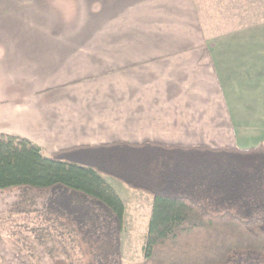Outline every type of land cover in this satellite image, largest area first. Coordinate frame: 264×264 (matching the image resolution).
<instances>
[{
	"label": "crops",
	"instance_id": "crops-1",
	"mask_svg": "<svg viewBox=\"0 0 264 264\" xmlns=\"http://www.w3.org/2000/svg\"><path fill=\"white\" fill-rule=\"evenodd\" d=\"M253 2L0 0V134L47 155L119 141L264 144Z\"/></svg>",
	"mask_w": 264,
	"mask_h": 264
},
{
	"label": "trees",
	"instance_id": "trees-1",
	"mask_svg": "<svg viewBox=\"0 0 264 264\" xmlns=\"http://www.w3.org/2000/svg\"><path fill=\"white\" fill-rule=\"evenodd\" d=\"M106 178L153 198L139 264H264L263 143L119 141L47 155L26 138L0 134V191L41 194L45 220L70 249L86 245L94 264H123L125 206Z\"/></svg>",
	"mask_w": 264,
	"mask_h": 264
},
{
	"label": "rangeland",
	"instance_id": "rangeland-1",
	"mask_svg": "<svg viewBox=\"0 0 264 264\" xmlns=\"http://www.w3.org/2000/svg\"><path fill=\"white\" fill-rule=\"evenodd\" d=\"M253 1V17L257 20L264 16V0ZM231 5L226 7L236 9L233 0ZM106 180L125 206L121 237L123 264H139L144 261L153 198L114 179ZM44 200L39 193H23L18 189L0 191V264H94L86 245L79 251L74 244L71 250V240L60 237L61 228L45 220Z\"/></svg>",
	"mask_w": 264,
	"mask_h": 264
}]
</instances>
